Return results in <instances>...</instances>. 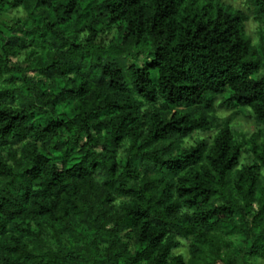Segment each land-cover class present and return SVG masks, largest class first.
I'll return each mask as SVG.
<instances>
[{"label": "trees", "instance_id": "16d2710c", "mask_svg": "<svg viewBox=\"0 0 264 264\" xmlns=\"http://www.w3.org/2000/svg\"><path fill=\"white\" fill-rule=\"evenodd\" d=\"M247 3L258 44L222 0H0L28 14L0 51V264H188L184 239L193 264H264V135L241 165L215 103L264 125V0Z\"/></svg>", "mask_w": 264, "mask_h": 264}, {"label": "rangeland", "instance_id": "374dc122", "mask_svg": "<svg viewBox=\"0 0 264 264\" xmlns=\"http://www.w3.org/2000/svg\"><path fill=\"white\" fill-rule=\"evenodd\" d=\"M227 4L232 5L236 8H241L250 13V18L246 23V29L248 34L252 37L255 44H258L260 41V23L253 17L252 13L250 12L249 4L247 0H222ZM28 18V14L23 7H5L0 10V28L2 29V34H0V51L1 45L3 40L10 34L19 33L23 27L21 26L22 23L26 22ZM85 33L81 36L82 38L85 37ZM116 36L115 28L109 29L106 28L103 32L100 33L97 42H102L104 45H107L112 38ZM25 50L19 57H13L14 62H18L23 66H26L25 58H26V51ZM41 50V49H39ZM149 58L147 56H142L137 60H127V64L130 65L133 62L138 63L139 65H145L149 62ZM26 74L28 76L36 77L39 80L40 75L35 72L34 70H27ZM222 97L216 99L215 103L217 106V115L221 118L233 117L232 126L235 132V136L238 140H244L247 144L243 147L242 157H241V165L249 164L254 161L253 153L250 150V140L254 133L262 132L264 135V125L260 123L254 113L251 111L250 108H237V109H230L227 105H223L221 103ZM65 107H60V111L63 110ZM234 115V116H231ZM216 130L207 131V132H200L197 131L194 133L193 136L187 137L185 139V146L189 147L195 144L196 141L200 139H208L209 142H213V139L216 135ZM259 138V141L262 140V136ZM120 202V200H119ZM122 238L128 243V248L131 253H134L136 250L135 246V238L133 234L127 235L122 233ZM241 235L233 237V242L235 245H240ZM174 253H182L185 256L186 261L188 264H193L191 260L190 253L188 251V240H182V244L174 248ZM255 264H263L261 259L257 260Z\"/></svg>", "mask_w": 264, "mask_h": 264}]
</instances>
